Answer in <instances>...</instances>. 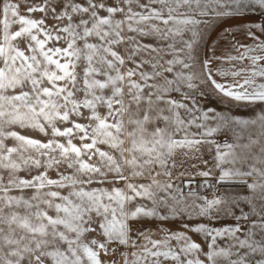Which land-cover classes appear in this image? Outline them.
I'll return each instance as SVG.
<instances>
[{"label":"snow or ice","instance_id":"1","mask_svg":"<svg viewBox=\"0 0 264 264\" xmlns=\"http://www.w3.org/2000/svg\"><path fill=\"white\" fill-rule=\"evenodd\" d=\"M0 264H264V0H0Z\"/></svg>","mask_w":264,"mask_h":264},{"label":"crops","instance_id":"2","mask_svg":"<svg viewBox=\"0 0 264 264\" xmlns=\"http://www.w3.org/2000/svg\"><path fill=\"white\" fill-rule=\"evenodd\" d=\"M248 19L256 20V19H259V16L257 14L256 16L249 17ZM226 47H228L226 44L221 45V48L218 50L217 54L218 55L222 54L224 48H226ZM223 188L229 192H235V191L239 190V188L237 186H234V185H224Z\"/></svg>","mask_w":264,"mask_h":264},{"label":"rangeland","instance_id":"3","mask_svg":"<svg viewBox=\"0 0 264 264\" xmlns=\"http://www.w3.org/2000/svg\"><path fill=\"white\" fill-rule=\"evenodd\" d=\"M36 16H39V14H34ZM15 27V26H14ZM19 131L22 133V134H25V135H30V136H33V137H36V138H40V139H44L43 137H40L38 136L35 132H33L31 129H19ZM9 144H12L14 143L13 141H8ZM102 148L104 147L103 145L101 146ZM21 175H24V173H21ZM50 176H52L53 178L55 177V173L54 172H50ZM93 187H95V185H93ZM66 194V193H65ZM209 195V194H208Z\"/></svg>","mask_w":264,"mask_h":264},{"label":"built area","instance_id":"4","mask_svg":"<svg viewBox=\"0 0 264 264\" xmlns=\"http://www.w3.org/2000/svg\"><path fill=\"white\" fill-rule=\"evenodd\" d=\"M207 194H209V195H210V193H207Z\"/></svg>","mask_w":264,"mask_h":264}]
</instances>
